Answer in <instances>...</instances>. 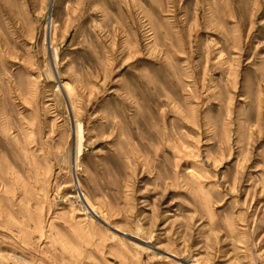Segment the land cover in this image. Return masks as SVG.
<instances>
[{
  "label": "rangeland",
  "instance_id": "rangeland-1",
  "mask_svg": "<svg viewBox=\"0 0 264 264\" xmlns=\"http://www.w3.org/2000/svg\"><path fill=\"white\" fill-rule=\"evenodd\" d=\"M0 264H264V0H0Z\"/></svg>",
  "mask_w": 264,
  "mask_h": 264
},
{
  "label": "bare ground",
  "instance_id": "bare-ground-1",
  "mask_svg": "<svg viewBox=\"0 0 264 264\" xmlns=\"http://www.w3.org/2000/svg\"><path fill=\"white\" fill-rule=\"evenodd\" d=\"M49 28L50 30L52 28V19L50 20ZM74 134H75V139H76V157H77L81 153V149L83 146V134H82V127L80 123L75 125ZM83 202L86 204L85 206L89 208L91 213H93L94 216H97L95 210L93 209V207L91 206V204L88 202V200L85 197L83 199Z\"/></svg>",
  "mask_w": 264,
  "mask_h": 264
}]
</instances>
